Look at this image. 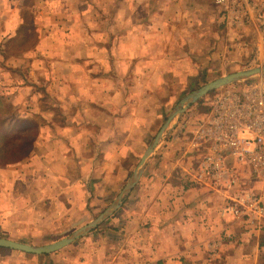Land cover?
Segmentation results:
<instances>
[{"label": "crops", "instance_id": "1", "mask_svg": "<svg viewBox=\"0 0 264 264\" xmlns=\"http://www.w3.org/2000/svg\"><path fill=\"white\" fill-rule=\"evenodd\" d=\"M217 1H0L1 50L27 21L37 34L35 48L16 59L35 60L33 77L9 84L10 65H1L0 90L21 95L22 122L38 126L29 154L0 171V238L54 244L96 220L176 107L172 95L191 88L203 56L225 70L250 62L257 27L232 25ZM188 111L112 217L50 255L0 250V264H264V236L243 233L221 216L220 194L190 181L201 153L185 136Z\"/></svg>", "mask_w": 264, "mask_h": 264}, {"label": "built area", "instance_id": "2", "mask_svg": "<svg viewBox=\"0 0 264 264\" xmlns=\"http://www.w3.org/2000/svg\"><path fill=\"white\" fill-rule=\"evenodd\" d=\"M217 4L232 25L257 27L250 61L263 64L260 0H218ZM191 147L201 157L189 174L190 181L222 196L221 216L253 230L264 226V78L246 80L216 95L209 117L194 132Z\"/></svg>", "mask_w": 264, "mask_h": 264}, {"label": "rangeland", "instance_id": "3", "mask_svg": "<svg viewBox=\"0 0 264 264\" xmlns=\"http://www.w3.org/2000/svg\"><path fill=\"white\" fill-rule=\"evenodd\" d=\"M3 2H4V0H3ZM262 7H263V5L260 8H262ZM27 16H29V15H27ZM2 19L3 18H0V22L2 21ZM35 42H37L36 34H34V33L30 34L29 33V35H27V33L25 34V31L23 30L21 32L20 36H19V39L16 42H13L10 45L6 46L5 50H1L0 49V66L1 65L4 66V64L10 65L9 66L10 68H8L9 72H6L7 76L10 77V79L8 81L9 84H12L14 82V78L16 76L23 75L24 73H25L26 76L33 77L31 69H32V67L34 65H36L35 60L34 59L33 60L24 59L25 62L21 64V62L18 63V60H16V59H18L19 56L23 55L22 53L25 52L26 50L34 49L35 48V46H34ZM57 48L61 49V51H64L62 46L61 47H57ZM79 52L87 53V47L85 49L79 51ZM198 52H199V49H198ZM67 53L68 52H66V54ZM172 53H173V51H172ZM181 53H182V51H181ZM6 55H8L9 56L8 58H10V59L6 58L7 60L3 62V58ZM208 55H211V54H208ZM199 56H202V54L200 55L198 53L197 54V58H199ZM202 59L203 60L206 59V63H204L203 60H202V62L200 61V63H198V64H200V68L201 69H197L196 70V72L198 73V75L196 77L189 78V80H188L189 85L190 86L192 85V86L188 90V92L184 93V94H181L179 96L172 95V98H173L172 106L174 105L173 108L175 106L177 107V105L185 97H187L188 95L192 94L193 92H195L196 90L200 89L201 87H203V86H205V85H207V84H209V83H211V82H213V81H215V80H217V79H219L221 77H224V76H227V75H230V74H233V73H237V72H241V71L257 68V67H264V63L263 64H259V63H252L250 61V62H245V63H236V65L238 67L237 66L236 67L232 66L233 68L225 70V68L221 69L218 66H216L215 64H213L212 61H209L207 63V57H205V56H203ZM14 61H15V63H14ZM175 64H176V69L182 68L184 66H186V68H187V66H188V64H186V62H179V63H175ZM19 67H23V69H25V71L23 72ZM16 68H18L20 70H18ZM185 69H183V70H185ZM183 70H181V71H183ZM10 72H11L12 76L10 75ZM19 72H21L22 74L19 73ZM255 78H260V77H255ZM244 83H246V81H242V82H239V83L232 84V85H230L228 87L221 88V89L209 94L208 96L204 97L203 99H201L198 103H196L190 109H188L189 111L187 110L189 112L188 113L189 119H188V122H187L186 126H188V127H187V130L184 131V132H187L185 136H187L188 140L192 141L194 132L201 125H203V123L206 122L207 118L209 117L210 106H211V102H212L213 98L216 95H218L219 93H221L222 91H224L225 89L232 88V87L237 86L239 84L243 85ZM0 87H2V86H0ZM8 97H9V100L12 103L7 105V107H8L7 109H9L10 113L9 114L4 113V117L12 118L13 115L16 114L14 112V110H16L19 113V110H20L19 108H21L20 104L22 105L23 101H22L21 95H19V94H17V95L10 94ZM4 112H6V110ZM34 116L35 115H33V117ZM37 120L39 122V119L36 118L35 119V123H38V122H36ZM7 121H9V119ZM1 128L2 129L0 130V171H3L2 166L7 165L5 163L8 160H12V157L10 155L11 153H10L9 150L10 149H14V147H16V145L10 146V145H8V143H5V142L3 143L2 142L1 137H4V135H5V133L3 131V129H5V128L2 127V126H1ZM37 128H38V126H36V128L34 127V129L32 131L34 134H37V132H38ZM176 128L177 127H175L174 131L176 130ZM158 129H159V127H158ZM158 129H157V132H158ZM174 131L172 133H174ZM9 132H11V130ZM197 160L198 159L193 157L192 158V163L196 164ZM240 228L242 229L243 233L248 234L249 236L253 237V236H256V235H259V234L264 236V226L263 225L262 226L261 225L257 226L256 232H252L247 226H244V225L240 226ZM260 230H261V232H260ZM251 232L254 233V234H251ZM79 243H82V244L79 245ZM79 243L77 242V244H75V245H79L78 247H87V239H85V240H83V241H81ZM47 245H50V243L37 244L35 246L39 247V246H47ZM67 249H70V248H67ZM71 249H74V248H71ZM66 251L68 252V250H66ZM76 252L78 253L79 251H75V253H74V251L69 250V254L70 255H74V254L76 255L75 259L77 258V253Z\"/></svg>", "mask_w": 264, "mask_h": 264}, {"label": "water", "instance_id": "4", "mask_svg": "<svg viewBox=\"0 0 264 264\" xmlns=\"http://www.w3.org/2000/svg\"><path fill=\"white\" fill-rule=\"evenodd\" d=\"M255 77H264V67H257L221 77L185 97L171 112L166 122L164 123L160 131L157 133L155 139L145 152L139 165L137 166L135 172L133 173L132 177L128 181L123 191L115 199V201L106 209V211L101 214L96 220L77 230L69 237H66L65 239L54 244L38 247L0 238V248H7L32 255H50L68 247L78 239L84 237L91 231L98 228L122 207L126 199L131 194L132 190L140 181V178L150 159L154 156V154L161 147V145L167 140V138L172 134L179 119L186 113L188 109H190L193 105L198 103L204 97L221 88H225L232 84L246 81Z\"/></svg>", "mask_w": 264, "mask_h": 264}, {"label": "trees", "instance_id": "5", "mask_svg": "<svg viewBox=\"0 0 264 264\" xmlns=\"http://www.w3.org/2000/svg\"><path fill=\"white\" fill-rule=\"evenodd\" d=\"M32 21V20H31ZM25 28L23 29L25 31V34L29 35V33L36 34L35 30L33 29V26L31 25V22L29 23L27 21V24H25ZM37 36V34H36ZM9 95H7L3 90H0V130L2 127L5 135L4 137H1L2 142L8 143V145H16L14 149H10V155L12 157V160H8L5 164H13L18 163L20 160H23V158L26 157V155L29 154L32 145H33V137L35 134L32 132L34 127L36 128V125H27L25 126L24 122H22L20 111L19 113L14 110L16 113L13 115L12 118L4 117V113L9 114L10 111L7 109V105L11 104L12 102L9 100ZM6 110V112H4ZM37 117H34L33 120H35ZM9 119V121H7ZM11 130V132H9ZM250 229V228H249ZM252 232H256V229H250ZM251 234H254L252 233ZM0 250L6 251L9 249L0 248Z\"/></svg>", "mask_w": 264, "mask_h": 264}]
</instances>
